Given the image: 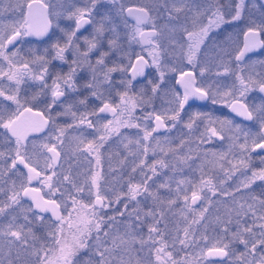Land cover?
I'll return each mask as SVG.
<instances>
[{"label": "rangeland", "instance_id": "obj_1", "mask_svg": "<svg viewBox=\"0 0 264 264\" xmlns=\"http://www.w3.org/2000/svg\"><path fill=\"white\" fill-rule=\"evenodd\" d=\"M73 1H75V6L73 5L72 8L65 7L67 5H51L50 16L55 20L54 31L57 29V20L61 17H64V21L71 22L72 19L75 18L73 17L70 19L69 13L74 12L76 8L90 6L88 5V0ZM159 1L160 0H115V3H113L112 0H100L92 11L90 17L92 22L90 23L89 29L79 38V41L83 49H80V51L83 52L87 48L84 43V38L88 37L91 39L93 35H97L95 29L100 25L101 18L106 16L107 19L104 20L105 30L102 34L97 35V48L93 49L87 58L91 65H96V61L100 58L101 53H107L104 57V66H97V79L93 81V74L89 64L84 61H81L78 65L73 64V60L76 59L74 49L70 48L67 50V53L71 55L69 60L71 65L66 67L67 69L65 71L57 75L64 76L75 68V74L73 76L75 87L68 88L62 85L66 97L60 103L54 104L55 107L50 115L53 128L36 138L30 139L25 147L27 152L32 155L33 160L38 161L39 168L44 165V157L48 156L43 145H56L60 152L59 166L55 169L57 173L56 176L70 174L78 186L83 184L85 174L91 175L93 171H99L103 177L101 181V194L108 196L111 202L115 200V198L112 197V193H115L117 196L121 191H128L127 183L129 179L135 183L140 182L142 177H144L140 169L135 173L132 172L133 167L139 165L140 160L143 159L141 155V146L138 148L136 145V140L138 138L136 136L132 137L131 135H125L114 139L112 142H107V145L105 144L102 148L103 152H99V164H101V161L104 164L99 165L96 161V154H90L85 148L88 141L97 140L98 135L89 131L92 127L87 128V126L66 130L67 126H64L66 123L63 124V117H67L69 122L76 118V115L75 118L73 117V105L67 103L72 100V98L81 96L80 93L84 96L93 95V92H95L97 95L94 96L97 97H112V95L116 94H113L115 87H121L127 84L124 71L128 62L125 60L128 58V55L130 56L132 52H136L140 47L137 38L131 39V37L135 35L137 25H127L123 32L124 38L120 40L118 45L115 43V46H110L109 41L113 40V33L111 26H109L110 24H107L106 21L114 15L120 17L122 7L127 4L142 6L148 11H151V13L157 15L160 9V6H158ZM71 3L66 4L69 6ZM111 5L113 7H111ZM102 6H105V8L100 10ZM165 7L167 6L165 5ZM202 8L203 7L193 9V11L189 12L187 15L191 20H197L199 16L202 15ZM165 13L174 16L172 17L173 19H169L168 21L171 23L170 29L173 28V32L177 31L175 28H177L180 23V15L172 10L165 11ZM65 38L67 41L66 36ZM117 47L120 52V56L118 55L119 60H115L114 55V53H117V51H115ZM93 51H95L96 54H93ZM57 60L60 63L64 61L60 59ZM108 68H116L117 70L111 72L108 78L105 79L104 73ZM246 72L247 76L256 77L255 72ZM57 75L53 76L56 77ZM84 76H88V78L91 79L88 84L93 83L95 86L92 88L88 87L89 89H87V91L83 89L81 92V86L77 85V81ZM105 83L106 85H104ZM217 86L218 83L216 81L209 83L208 88L210 93L218 92ZM226 89H223V91ZM244 101L252 109L264 105V101L257 98L255 89L252 87L245 94ZM69 108L70 111L68 110ZM210 120L213 122L210 123ZM221 121H231V125L228 123L221 124ZM190 122L193 124V127L189 130L191 133L187 131L188 134L185 133V137L182 140L184 143L182 144L183 149L180 158L179 156L175 158L173 151V122L168 124L167 130L149 137L150 146L147 152L149 161L146 163L148 171L145 172L143 168V172L146 176H152V180L149 181L148 193L154 194L156 199H154L153 195H149L148 193L138 196L137 201H128L126 198L121 197L119 200L120 204L117 206L118 210L115 211L117 214L114 216L113 213L115 212H113L105 216V222L101 225V230L98 233L93 231L89 237L90 247L88 249H90L92 253L95 254L97 244L101 245L102 250L104 247L110 248L109 242L118 239L119 241H123L121 245L127 249V254L122 255L119 251L118 253L115 251L116 253L114 252L113 255V252H110L107 257L108 259H112V261H110L111 264H122V262L123 264L124 262H128L129 264H157L154 250L146 245L142 246L139 241L141 239H147L149 226L156 225L157 221H159L157 226L165 234L164 239L169 245L168 250L172 252L174 256H178L176 253L181 249L180 244L177 240L175 247H172L173 240L177 235V230H179L180 236L183 237V230L188 226L184 225L186 219L184 216L185 213L181 207L182 203L185 206L183 199L185 193L182 191L179 197L176 195L178 183L183 180L191 182L189 184L180 185L181 188L187 189V195L190 197L193 191L192 185H197L198 187L196 190L198 194L202 196V199L199 201L196 208H194L196 211L192 210L193 213L199 216L197 218L201 219L196 225H191L193 229L191 235L194 237V240L188 247H185L182 253L183 255L184 253L186 254L183 259L185 261L180 259V264H191L193 259H195L194 261L197 260L198 264H246L247 256L242 260L237 259L240 254L246 253V249L238 239L233 240L232 233L237 232L238 227L243 228L251 225L256 233V238H259L261 231L259 225L262 221H260L258 217L261 213H264V209L261 208L259 200H264V196L261 194L264 192V183L261 180H255L248 189H244L240 187V182L246 177L250 178L252 176L254 164L249 162L261 160L263 156L252 157L248 151L246 155L249 157V167L247 169H239L231 179L226 178L224 171L221 170L219 166L215 165V161H217L219 155L223 153L228 154V160L233 162L238 161L241 157L239 145L244 143V134H250L248 139L249 148L252 145V137L260 134V121L259 119H253L250 124L242 125L229 115L212 113L204 119L191 118L181 123V125H187ZM237 125L240 126V130L236 129ZM210 128H216L219 135L209 139L211 134L207 129ZM60 130H63L64 134L58 140L57 137L60 135ZM92 131H94V129H92ZM81 141H83V143H81ZM170 141L171 144H169ZM6 153L9 154L10 152L5 151L4 154ZM213 153L216 155L214 156ZM0 160H2V158H0ZM157 161H163L166 166L161 167L160 164L157 163L156 173L153 175L150 166ZM224 167L230 168L231 165L228 161H224ZM223 176L224 179L221 180ZM211 177H215L214 180H211ZM202 180H211L214 188L199 187ZM218 181H224V183H217ZM104 182H106V185ZM165 183L168 184L167 188L160 187L161 184ZM65 186V191H67V194L69 193L70 197H77L79 195L76 190L72 188L71 184L65 182ZM258 187L261 190H259ZM238 188L239 191H236ZM85 192L88 193L87 187L83 193ZM224 192L231 193V195L225 196L223 195ZM252 197H256L257 201L254 202ZM170 200L175 201L171 206L168 204ZM125 202L128 204L127 210H125V206L123 207ZM249 204H254L255 206V217L252 215V212L248 210L247 206ZM241 205H243V208H241ZM112 208H114L113 205ZM186 209L188 210V208ZM134 210H139L142 217L140 221L136 220L135 215L129 216V213ZM149 210L156 214V220H154L152 216L144 215V213ZM122 212L123 215H121ZM161 213H163L162 217ZM201 213H203L202 217ZM237 213H239V216ZM110 217H115V219L110 220ZM31 223H33V221L30 219H24L22 221V224L25 226H23L22 233V239L24 240L30 241L31 238H33ZM130 224L131 227H129ZM225 229H227V231H225ZM6 232L7 227H3L0 232V240H16L15 238L5 235L4 233ZM47 232L48 230L46 226H44L43 238L48 237ZM106 233L107 235H105ZM97 236L99 240H97ZM204 237H207V239H204ZM243 238L250 242H255L247 233L243 234ZM104 241L106 243H104ZM225 244L228 245L226 248L228 256L223 261L208 260L200 255L202 250L213 247V245L223 247ZM250 246L251 243L249 244V248ZM259 247L260 246H258V248ZM261 252H264V249H261ZM259 254L261 253L258 252V255ZM174 256L173 259H175ZM79 262V260H76V264H81Z\"/></svg>", "mask_w": 264, "mask_h": 264}, {"label": "flooded vegetation", "instance_id": "obj_2", "mask_svg": "<svg viewBox=\"0 0 264 264\" xmlns=\"http://www.w3.org/2000/svg\"><path fill=\"white\" fill-rule=\"evenodd\" d=\"M41 2L49 6V13L52 4L67 5L65 7L72 8L75 3L73 0H41ZM238 2L239 0H160L158 5L160 6V9L158 10L157 15L146 9L149 19L140 25V29L146 33L154 31L155 35L151 37V45L140 43L139 37H137L138 43L140 45L139 50L132 52V54H130V56L128 55V58L125 60L128 62L124 71L127 78V84L124 86L122 85L121 87H115L113 94H116L112 95V97H97L94 95L83 96L82 93H80L81 96L72 98V100H70L67 104L73 105V111L76 115V118L69 122L67 117H63V124L66 123L64 126H67L66 130L70 128H83L85 126L88 128L87 123H80L81 117L86 116L93 125L92 129H94V131H92V129L89 131H91L93 134L96 133L98 135V140L102 135H106L103 126L107 124L108 121L112 120L115 124L114 116L111 112L101 113L99 112V109L105 102L112 106L122 105L123 102L121 100V94L126 93L125 100L127 101L128 105L130 106L131 103H136L137 107L133 109L131 118H129L127 113H125L121 119L128 120L134 125L139 124L140 127H120L118 133L110 135L108 139L103 142L100 152H103L102 148L107 142H112L114 139H117L120 136H136L142 142L141 155L143 156V160L145 161L146 165V163L149 161V156L144 154L143 144L147 143L148 146H150V144L149 140L147 142L143 140L145 130H152L151 121L155 114H166L167 116H171L172 113L167 110L172 107H178V103L172 104L171 101H173L175 93H179L180 96H183L184 87L176 84V80L180 78L181 72H191L195 77L196 86L204 87L206 90H209V83L216 81L218 83L217 88L219 93L233 90L234 86L235 89H239V83L236 80L237 73H240L245 78H248L249 76H247L246 71H253L256 73V77H252L253 80L258 81L261 78H264V64H261V62L264 61V31H262L257 38L260 42H262L260 46H257L251 51L246 52L241 61L237 62L235 59L236 54L245 46L246 40L244 33L247 31V29L249 27L255 28L259 25H264V0H244L245 6L242 9L240 19L232 20V16L235 15V6ZM66 3L71 4L68 6ZM129 5L131 4H127L122 7L120 17L114 15L106 21V23L110 24L109 26L112 28L113 40L117 41V45L120 40L124 38L123 32L126 29V26L129 24L137 25V22L126 18L124 15V9ZM165 5L167 7H165ZM111 7L113 6L111 5ZM200 7H203L201 10L202 15L199 16L197 20H191L187 14L193 11V9ZM102 8H105V6L100 7V10ZM177 8H180L179 12L176 11ZM171 10L180 15V23L178 24L177 28H175L177 31L174 32L173 28L170 29L171 23L168 21L169 19H173L172 17L174 16L167 15L165 13V11ZM217 10L223 14L225 22L221 23L219 27H212L210 29L208 35L204 37V42L200 45V51L197 53L194 63L189 64L186 56L184 55V51L187 50L189 43L185 29L188 31H194L198 30L199 27L207 25L210 18H213V13ZM41 11L43 10L41 9ZM13 18L14 17L12 13H4L3 16H0V19L4 20H12ZM50 19L52 21V26L44 36L24 37L16 44L15 47L13 45H9V47L5 50L9 55H11L13 52L17 53V56L13 58L14 63L17 64H23L27 60L35 61L36 56H43L48 62L46 65L39 62L30 64L32 73L36 76L41 75L42 68H47L48 71L44 73L43 81L32 79L30 76L26 75L17 88V85L14 81H9L6 77H0V88H3L7 95H16L21 105L18 108L16 103L13 101L6 100L4 97L0 96V109L4 110L5 119L9 118V116H11L13 113L16 115L24 107L32 108V111L43 113L46 119L49 118L53 112L55 107L54 104H52L53 98L51 95L54 77L53 75H57L60 72L65 71L67 69L66 67L71 65V63H69L71 55L67 53L68 51L66 50L64 53V55L67 53L65 60L60 63L57 60L58 58H55L56 53L51 46L53 43L59 42L63 45L67 42L65 38L66 33H69L75 29L76 20L72 19L71 22H67L63 20L64 17H61L59 20H57V29L54 31L55 20L54 18H51V16ZM194 21L197 25L196 29L193 27ZM89 27L90 23L85 24L78 30L76 37H74V40L77 44H79L81 50L83 49L81 48L82 45L79 41V38L86 33ZM113 29H115V31H113ZM251 40L252 37H249L248 41L251 42ZM115 51H117V53H114L115 60H119L118 55L120 52L118 47ZM152 51H155L159 56V71L157 70L156 65L152 64V57L149 55V53ZM93 52V54H96L95 51ZM137 55L143 56L144 59L148 61V64L144 67L143 78H139L138 75L134 77L133 73L128 74V70ZM0 66H2L5 70L8 69L7 62L3 61L2 58H0ZM225 68L228 69L227 72L224 71ZM172 69H176V71H172ZM202 69H204L203 74L201 72ZM161 72H163V78H161ZM89 81H91V79L88 78V76H84L77 81V85L81 86V92L83 89L86 91L89 89L87 87ZM129 81H131L130 84ZM45 84L48 87H45ZM104 85H106V83ZM154 85H158L157 91L155 93L152 91ZM252 88L255 89L257 98L264 101V93L260 91L258 84ZM223 89L226 90L223 91ZM236 95H238V91L236 92ZM65 97L66 95L64 92V95L61 96L55 104L63 101ZM244 100L245 95L242 98L243 103H245ZM81 101H83V103H81ZM228 103H231V101ZM49 104H52L51 108L48 107ZM212 113H218V115H229L242 125L250 124L252 122V120H246L245 118L235 114L232 108L222 100H219L214 104L211 98L203 100L190 98L184 109L181 110L180 117L177 121L173 122L170 119L165 121L167 126L173 122L172 135L174 137L173 150L175 158L176 156H179V158L181 157L183 149L181 141L184 139L185 133H191V131H189L190 129L186 127L187 125H181V123L185 122L186 120L188 121L191 118L204 119ZM149 114L153 115L149 116ZM146 116H148L149 119L146 120ZM167 126L156 132H153L152 135H156L167 130ZM51 128H53V123L51 119H49L48 124L41 132L28 134L24 142V147H26V144L30 139L40 136ZM169 144H171V141ZM48 146L51 147L52 144ZM15 148V137H12L6 129L0 127V151L3 153L5 151L10 152L9 154H4L2 160H0V165H2L5 170L4 172L0 173V189H2V191H0V208H4V211L0 212V232L3 227H7L10 223H14L16 226L23 225L22 221L25 219L24 216H27L28 219L33 221V223H31V233L33 234V238H31L30 241L26 239L13 240L11 243H9V240H0V262H2V264H40L39 258L34 253L39 250L40 256L44 255L42 245L47 248L53 243L48 234L52 231H55L59 224L50 214V212L42 213L38 209L34 208L32 200L26 196H23L22 193L19 204L5 207V204L9 203L8 197L12 194L13 184H15L16 190L18 191L20 190L22 184L29 188L39 189L40 197L42 196L45 200L55 198L59 203L62 204V206L66 202L67 206L62 211V215L64 216H68L69 211L72 209V201L69 193L67 194V191H65L66 186L63 177L64 175L53 177V186L60 189L53 195L49 193L48 188L43 183H41L43 177L34 179L31 181V183H28V170L24 168L23 165L18 164L15 170H8L12 157L15 155ZM45 150L48 156H50L46 148ZM249 154L252 157H264V151L257 154H252L249 152ZM59 162L60 158L57 162L56 168L59 166ZM249 163L254 164V171L258 172L261 169H264V162H262V160H258L256 162L251 161ZM103 164L104 163L101 161V164L99 165ZM146 167H143L145 172L148 171V166ZM55 169L48 170L45 168V165L37 168L38 171L43 170L44 175H52V171H55ZM143 178L145 177H142V179ZM214 178L215 177H211V180H214ZM223 179L224 176L221 178V180ZM220 182L221 181H218L217 183ZM104 183L106 185V182ZM258 189L261 190L259 187ZM78 194L79 195L76 198L83 203L91 204L95 199L94 195L90 196L87 192ZM261 194L264 196V192ZM115 196L116 194L112 193V197L116 198ZM199 201L200 200L192 205V209L194 211H196L194 208H196V206L199 204ZM125 203L123 207L125 206ZM119 204L120 201H116L115 199L111 202L110 207L100 210V216H103L104 219L105 216L117 211V206ZM112 205L114 208H112ZM28 209H32V211H28ZM116 214L117 212L113 213L114 216ZM73 215H75V213H73ZM44 226H46V229L48 230V237L46 238L42 237ZM121 242L122 241H119L118 239L109 242V249L112 250L111 252H113V255L115 251L117 253L119 251V253L122 255L127 254V249L121 245ZM104 243L106 242L104 241ZM225 251L227 252V249H225ZM50 255H52L51 252ZM227 256L228 255L223 256L222 258H204L208 260L223 261L227 258ZM75 260H79V263L81 264H86L88 261H91V264H98L99 257L87 248L81 249L77 253ZM108 260L112 261V259ZM124 264L129 263L124 262ZM169 264L171 263L169 262ZM191 264H198V261L193 260Z\"/></svg>", "mask_w": 264, "mask_h": 264}, {"label": "snow or ice", "instance_id": "obj_3", "mask_svg": "<svg viewBox=\"0 0 264 264\" xmlns=\"http://www.w3.org/2000/svg\"><path fill=\"white\" fill-rule=\"evenodd\" d=\"M100 0H88V5L83 8H76L74 12L69 13V18H75L76 20V27L71 32L66 33L67 42L65 44H60L59 42L52 44V49L56 53V57L60 60H65V51L72 48L74 49V55L76 59L73 60V64H80L81 61L87 62L89 67L91 68L93 74V81L97 79L96 72L97 66H104V57L107 53H101L100 58L96 61V65H91L88 62L87 58L90 52L93 49L97 48V35H100L104 32V20L107 19L106 16L101 18L100 25L95 29V33L97 35H93L91 39L88 37L84 38V43L87 46L86 50L81 52L79 44L76 43L74 37H76L77 32L80 28H82L85 24L91 23V14L93 9L97 6ZM115 3V0H112ZM37 4V0H0V16H3L4 13H12L13 19L12 20H4L0 19V58L3 61H6L8 64V69L5 70L2 66H0V77H6L9 81H14L17 85V88L21 81L24 79L26 75L30 76L32 79L37 80H44V73L48 70L46 67L41 69V75L36 76L32 73V68L30 67L31 63L39 62L41 64H47V60L43 56H36L35 61H26L23 64L14 63V59L17 56L16 52L11 53L9 55L5 50L9 47V45H13L14 47L16 44L21 41L24 37L28 36H36L41 37L44 36L49 28L52 26V21L50 19V13L48 12V5L47 4H39V7L43 10L41 13V20L37 22L34 19V12L33 9ZM244 0H239V2L235 6V15L232 16V20H238L241 17L242 9L244 8ZM142 15L137 16V28L135 35L131 37V39H136L139 37V42L145 45H151L152 40L151 37L155 35V32H144L140 29V25L144 23L146 20L149 19L148 12L146 9H139L138 10ZM177 12L180 11V8L176 9ZM131 14V10H129ZM19 17V18H16ZM224 21V16L217 10L213 13V18H210L209 23L204 25L203 27H199L198 30L188 31L185 29L186 35L188 37V47L187 50L184 51V55L186 56L188 63L193 64L194 60L197 56V53L200 51V45L204 42V37L208 35V32L212 27H219L221 23ZM194 29L197 28L196 22H193ZM63 31V30H62ZM115 31V29H113ZM264 31V25H259L255 28L249 27L247 31L244 33L245 35V46L243 49L236 54V61L239 62L243 59L246 52L251 51L252 49L260 46L262 42H260L257 38ZM252 37L251 42L248 41V38ZM115 40H110L109 45L115 46ZM152 57V64L156 65L157 70H160L159 64V56L155 51L149 53ZM137 63L132 64V71L133 76L143 74L144 67L148 64V61L144 59L143 56L137 55L136 56ZM264 64V61L261 62ZM116 68H108L107 71L104 73L105 79L108 78V75L111 72L116 71ZM123 70V69H121ZM172 71H176V69H172ZM225 72L228 71L227 68L224 69ZM202 74L204 69L201 70ZM75 74V68H73L68 74L61 76L57 75L53 79L52 84V104H55L57 100L64 95V90L62 85L67 86L68 88H74L73 76ZM161 78H163V72L160 73ZM236 80L239 83V89L230 90L224 93L218 92H211L206 90L204 87H197L195 77L191 72H181L180 79L178 83H180L184 87L183 96H180L179 93L174 94L172 104H177L178 107H172L167 111L172 113L171 116L155 114V122L156 126L151 131L145 130L143 140L147 142L149 137L152 136V133L155 132L159 128L166 127V120H171L173 122L177 121L180 117L181 110L184 109L186 103L189 101L190 98L195 99H208L211 98L212 102L215 104L219 100H222L224 103L228 104L229 107L232 108L234 112L238 115L245 117L247 120L259 119L260 121V134L255 135L252 137V150L261 149L264 150V105L258 106L255 109L250 108V106L246 103L242 102V98L247 93V91L258 84L259 89L261 92H264V78L260 80H253L251 76L245 78L242 74H236ZM131 81H129V84ZM95 85L93 83H89L87 87L92 88ZM45 87H48L45 84ZM158 85H154L152 91L155 93L157 91ZM238 91V95L236 92ZM93 95H97V93L93 92ZM0 96L4 97L6 100H11L16 103L17 107L19 108L20 101L18 100L16 95H7L3 88H0ZM126 93L121 94V100L123 102L122 105L112 106L109 103L105 102L103 106L99 109V112H111L114 116L115 124L112 120L108 121L105 124L104 130L106 135H102L96 141H88L85 145L86 150L91 154H96V161L97 164L100 162V148L105 140L114 133H118L120 127L127 126V127H137L139 128V124H132L128 120H123L121 117L127 113L129 118L132 117V111L135 107H137L136 103H131L129 106L127 101L125 100ZM231 101V103H228ZM83 103V101H81ZM52 104H49L48 107L51 108ZM70 111V108L68 109ZM25 112L31 113L32 108H26ZM23 115V113H21ZM35 115L40 117V124L39 125H22L20 122V117L16 116L13 113L9 118L5 119V113L3 109H0V127L7 130L8 133L11 134L12 137H15L16 140V148H15V155L12 157L11 164L9 165L8 170H15L19 165H23L24 168L28 170L27 181L31 183L32 180L38 179L43 177L41 183H43L47 188L49 193L55 194L60 189L53 186V177L57 175L55 171H52V175H44L43 170L38 171V161H34L32 155H30L24 147V142L28 136L30 131L33 132H40L43 130V127L48 124L49 118H45L43 113H35ZM153 114H149L151 116ZM200 115V114H197ZM73 117L75 118V113H73ZM145 119H149L148 116ZM210 123L213 121H209ZM80 123L84 124L87 123L88 127H93L90 120L87 119L86 116L81 117ZM228 123L231 125V121H221V124ZM187 127L191 129L193 124L190 122L187 124ZM237 130H240V126H236ZM99 130V129H97ZM210 132V137H214L219 135V132L216 128L207 129ZM63 130H60V135L57 137L59 140L63 136ZM249 133L244 134V143L240 144L239 147L241 149V157L238 161L233 162L228 160V154L223 153L219 155L217 161H215V165L219 166L221 170L224 171L225 176L227 179H231L233 175L239 169H247L249 167L248 160L249 157L246 153L249 151L248 148V139ZM83 143V141H81ZM184 141H181L183 144ZM235 143V141H234ZM136 145L139 148L142 145V142L137 139ZM43 148L47 149L48 153H51L50 156L44 157V165L45 168L48 170H54L57 166V162L60 158V152L57 150L56 145H52L49 147L47 144L43 145ZM144 154L146 155L149 146L147 143L143 144ZM174 151V150H173ZM215 156L216 154L213 153ZM4 156V153L0 152V158ZM262 162H264V157L261 158ZM224 161H228L231 165L230 168L224 167ZM123 163V162H122ZM159 163L161 167L166 166L163 161H157L153 165L150 166L153 175L156 173V164ZM145 165V161L143 159L140 160V164L133 167L132 172L135 173L138 169L141 170L143 178L140 182H132L131 179L128 180L127 183V192L121 191L119 195L116 196V201H119L121 197L126 198L128 201H137V197L141 194L148 193L149 188V181L152 180V176H146L143 172V167ZM4 168L0 165V173L4 172ZM103 177L99 171H93L91 175L85 174V179L83 184L77 185L74 178L68 174L64 175V182L71 184L72 188L76 190L77 193H83L85 188L87 187L89 195H94L95 199L91 204L83 203L82 201L78 200L76 196H71L72 201V209L69 211L68 216L62 215V211L66 208V202L62 206L61 203L57 201L55 198H50L45 200L42 196L37 199L33 193H38L39 189L29 188L25 185H21L20 190H16L15 184H13L12 194L8 197L9 203L5 204V207H10L11 205L19 204L21 193L23 196H31L33 199V204L36 209L40 212H51L52 216L55 217L56 221L58 222L59 226L55 231L50 232L48 235L53 243L45 248L42 245V250L44 251V255L40 256L39 250H37L34 254L39 258L40 264H76L75 257L77 253L81 249H87L90 247V240L89 237L96 231L97 233L101 230V225L105 222L103 217L100 216V210L104 208H108L111 206V202L109 201L106 195L101 194V181ZM255 180L264 181V169L260 171H253L252 176L250 178H245L240 182V187L244 189H248L251 184ZM191 183L190 181H179L176 195L177 197L180 196V193L183 191L185 194L183 196L184 204L186 208H191L193 204H195L198 200L202 199V196L198 194L197 185H192L193 191L191 194V199L189 200V196L187 195V189L181 188L180 185H185ZM221 184L224 181L220 182ZM160 187L167 188L168 184H161ZM199 187H208L210 189L214 188L211 180H202ZM2 191V189H0ZM239 191V188L236 189ZM149 195H153L154 199H156L155 195L152 193H148ZM223 195L229 196L231 193L224 192ZM252 200L255 202L257 201L256 197H252ZM175 201H168V204L171 206L174 204ZM259 204L262 209H264V200H259ZM248 210L252 212V215L256 216V209L254 204H249ZM128 204L125 203V210H127ZM243 208V205H241ZM4 208H0V212H3ZM28 211H32V209H28ZM75 213V216H73ZM123 215V212L121 213ZM135 215L136 220L140 221L142 219L139 210H134L133 212L129 213V216ZM145 216H152L154 220H156V214L149 210L148 212L144 213ZM239 216V213H237ZM163 213H161V217ZM203 213H201V217ZM27 216H25V220H27ZM111 219H115V217H110ZM186 219V217H185ZM262 223L259 225L261 231L259 238H256V233L253 230L251 225L247 227L240 228L238 227L237 232L232 233L233 240H239L241 244L244 245L246 249V253L240 254L237 257L238 260L244 259L247 256L246 264H264V252H261V249H264V213H261L258 217ZM198 220L188 221V227H185L183 230V237L180 236L179 230H177V235L174 237L172 247H175V243L178 240L179 244L188 247L191 243H193L194 237L191 235L193 229L191 225L199 223ZM159 221H157L156 225L149 226L148 236L147 239H141L139 242L142 246H148L154 250L155 259L157 264H180L179 261L173 259V253L170 252L169 245L167 244L166 240L164 239V232H162L159 227L157 226ZM239 223V222H238ZM66 226V227H65ZM131 227V224L129 225ZM227 231V229H225ZM22 233H23V225L16 226L14 223H10L7 226V232L4 233L5 235L15 238L16 240H22ZM70 233V235H69ZM249 234L255 242H250L243 238V234ZM107 235V233L105 234ZM207 239V237H204ZM97 240L99 237L97 236ZM123 242V241H122ZM11 243V240L9 241ZM26 243V241H25ZM251 246L249 248V244ZM258 246H260L258 248ZM228 245H224L223 247H219L213 245V247L207 248V250H202L200 255L202 257H210V256H226L228 252L225 249ZM96 252L95 255L99 257L98 264H111V262L106 258L108 254L112 251L111 249L104 247L101 250V245H96ZM50 252L52 255H50ZM258 252L261 254L258 255ZM54 256V259H53ZM2 264V262H0ZM86 264H91V261L86 262ZM123 264V262H122Z\"/></svg>", "mask_w": 264, "mask_h": 264}, {"label": "water", "instance_id": "obj_4", "mask_svg": "<svg viewBox=\"0 0 264 264\" xmlns=\"http://www.w3.org/2000/svg\"><path fill=\"white\" fill-rule=\"evenodd\" d=\"M39 4H43L42 2H41V0H37V4H36V6L34 7V9H33V12H34V19L37 21V22H39L40 20H41V13H42V11H41V8L39 7ZM139 9H144L142 6H139V5H135V4H131V5H129V6H127V7H125V9H124V15L126 16V18H128V19H130V20H132V21H135V22H137V16H139V15H142V13H140L138 10ZM129 10H131V14H130V12H129ZM133 63H137V61H136V58L134 59V61H133ZM132 63V64H133ZM131 73H133V71H132V65H131V67L129 68V70H128V74H131ZM139 76V78H143L144 77V71H143V74H139L138 75ZM180 78H178L177 80H176V84L177 85H179V86H182L180 83H178V80H179ZM264 93V92H263ZM25 109H26V107H24L23 109H21L17 114H16V116H19L20 117V122H21V124L22 125H33V126H35V125H39L40 124V117L39 116H37V115H35V113H38L37 111H32L31 113H28V112H25ZM21 113H23V115H21ZM235 114H237L236 112H235ZM238 115V114H237ZM238 116H240V115H238ZM240 117H242V118H245V117H243V116H240ZM247 120V119H246ZM151 123H152V129L153 128H155V126H156V122H155V118L153 117L152 118V121H151ZM46 127V125L43 127V129ZM161 128H159V129H157L156 131H158V130H160ZM155 131V132H156ZM41 132V131H40ZM31 133H38V132H33V131H30L28 134H31ZM10 134V133H9ZM11 135V134H10ZM262 151H264V150H261V149H255L254 151L252 150V146L250 147V149H249V152L250 153H252V154H257V153H260V152H262ZM50 155H51V153H49ZM33 195H35L36 197H37V199H39L40 198V194H39V192L38 193H33ZM26 197H28V198H30V200H32V202H33V199H32V197L31 196H26ZM191 199V197L189 198V200ZM35 208V207H34ZM50 214L52 215V213L50 212ZM55 218V217H54ZM210 248V247H209ZM207 249H205V251H206ZM223 256H210V257H206V258H222Z\"/></svg>", "mask_w": 264, "mask_h": 264}, {"label": "trees", "instance_id": "obj_5", "mask_svg": "<svg viewBox=\"0 0 264 264\" xmlns=\"http://www.w3.org/2000/svg\"><path fill=\"white\" fill-rule=\"evenodd\" d=\"M181 207H182L183 212L185 213L184 216L186 217V223L184 225H188V221H192V220H198L199 221L201 219V218H197L199 216H197L195 213H193L192 207L191 208H188V210H187L185 208V206L183 205V203H182ZM193 225H196V224H193ZM188 226H186V227H188ZM180 248L181 249L179 251H177V253H176V254H178L179 257L178 256H174V255L173 256H174V258L176 260H179L180 261V259H181L182 261H185L183 259L185 258L186 254L185 253H184V255L182 254L184 252L185 247L182 246V245H180ZM193 260H195V259H193Z\"/></svg>", "mask_w": 264, "mask_h": 264}]
</instances>
